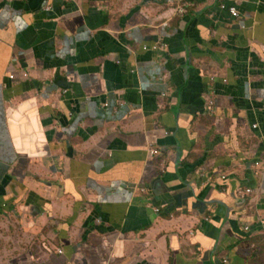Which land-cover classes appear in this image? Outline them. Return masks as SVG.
Returning <instances> with one entry per match:
<instances>
[{
  "label": "crops",
  "instance_id": "crops-1",
  "mask_svg": "<svg viewBox=\"0 0 264 264\" xmlns=\"http://www.w3.org/2000/svg\"><path fill=\"white\" fill-rule=\"evenodd\" d=\"M219 1L0 0V264H264V0Z\"/></svg>",
  "mask_w": 264,
  "mask_h": 264
},
{
  "label": "built area",
  "instance_id": "built-area-1",
  "mask_svg": "<svg viewBox=\"0 0 264 264\" xmlns=\"http://www.w3.org/2000/svg\"><path fill=\"white\" fill-rule=\"evenodd\" d=\"M220 2V9H221V11H227L229 14H231V16L233 17V18H237L240 14H239V12H238V10H237V8L236 7H226V5L224 4V0H220L219 1ZM185 6L186 7H191V5L188 3V4H185ZM185 12V9L183 8L182 10H181V13H184ZM158 45H153V46H151V47H144V50H150V49H152V50H154V51H156V50H158ZM24 77H26V76H28L27 74H24L23 75ZM12 78H13V76H11ZM213 102L211 101V104H212ZM259 163H257L256 165H258ZM252 192V190L251 189H248L247 190V193H251ZM158 211V210H157ZM246 229H249V228H246Z\"/></svg>",
  "mask_w": 264,
  "mask_h": 264
},
{
  "label": "rangeland",
  "instance_id": "rangeland-1",
  "mask_svg": "<svg viewBox=\"0 0 264 264\" xmlns=\"http://www.w3.org/2000/svg\"><path fill=\"white\" fill-rule=\"evenodd\" d=\"M10 221V223L12 224V222L14 221L13 220V218H11V220H9ZM14 226L13 225H10V233H14ZM21 237H27V235L26 236H23L22 235V232H21V235H20ZM16 239H18V238H16ZM30 248V243H25L24 245H23V250H22V255H24L25 254V252H26V250H28Z\"/></svg>",
  "mask_w": 264,
  "mask_h": 264
}]
</instances>
